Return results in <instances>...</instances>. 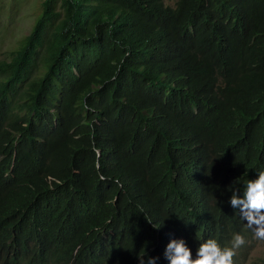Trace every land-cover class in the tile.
<instances>
[{
    "label": "trees",
    "instance_id": "1",
    "mask_svg": "<svg viewBox=\"0 0 264 264\" xmlns=\"http://www.w3.org/2000/svg\"><path fill=\"white\" fill-rule=\"evenodd\" d=\"M261 171L264 0H44L0 61V264H169L236 233L246 264L230 197Z\"/></svg>",
    "mask_w": 264,
    "mask_h": 264
},
{
    "label": "clouds",
    "instance_id": "2",
    "mask_svg": "<svg viewBox=\"0 0 264 264\" xmlns=\"http://www.w3.org/2000/svg\"><path fill=\"white\" fill-rule=\"evenodd\" d=\"M230 204L239 211L254 238L261 240L251 254L253 257L259 243H264V171L259 172L255 179H250L242 192L238 188L233 189ZM244 244L245 238L239 233L233 235L230 247H222L217 240L208 239L200 244L193 258L183 239H172L165 248L164 257L169 264H234L236 250ZM145 256L146 253L138 256L140 264H145ZM157 259L147 256V264H156Z\"/></svg>",
    "mask_w": 264,
    "mask_h": 264
},
{
    "label": "rangeland",
    "instance_id": "3",
    "mask_svg": "<svg viewBox=\"0 0 264 264\" xmlns=\"http://www.w3.org/2000/svg\"><path fill=\"white\" fill-rule=\"evenodd\" d=\"M44 0H0V61L18 50L42 12ZM177 0H166L173 6ZM246 264H264V243H259Z\"/></svg>",
    "mask_w": 264,
    "mask_h": 264
}]
</instances>
